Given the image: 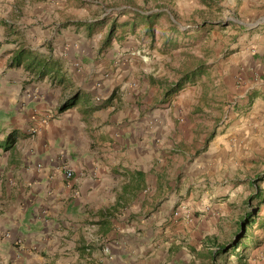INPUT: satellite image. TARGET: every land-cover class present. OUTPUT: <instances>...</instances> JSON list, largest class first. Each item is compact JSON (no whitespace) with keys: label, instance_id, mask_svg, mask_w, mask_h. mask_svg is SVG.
Instances as JSON below:
<instances>
[{"label":"crops","instance_id":"0c3cea01","mask_svg":"<svg viewBox=\"0 0 264 264\" xmlns=\"http://www.w3.org/2000/svg\"><path fill=\"white\" fill-rule=\"evenodd\" d=\"M246 1L254 29L206 81L207 133L195 98L177 123V92L154 96L135 35L105 40L106 2L0 0V264H209L222 179L264 158V0ZM262 211L231 264H264Z\"/></svg>","mask_w":264,"mask_h":264},{"label":"rangeland","instance_id":"374dc122","mask_svg":"<svg viewBox=\"0 0 264 264\" xmlns=\"http://www.w3.org/2000/svg\"><path fill=\"white\" fill-rule=\"evenodd\" d=\"M102 1L106 2L104 5L106 15L114 18L115 26L118 21L125 20L127 23L115 28L117 34L121 33V37L118 39H124L126 36L133 38L134 35L139 39V44L134 41L126 42L129 49L128 54L132 57L129 58L130 61L134 60L137 63L138 60L143 63L142 73L161 81L159 83L161 90L154 96L163 97L164 90L171 87L182 74L192 71L194 68H202L199 74L188 79L186 82L188 84L175 90L177 95L174 100L180 103L176 108V122H184L185 116L190 114V110L185 108L184 102L195 98L196 105L190 106L192 112L196 113L202 110L207 112L202 114L205 118L199 116L194 126L196 125L198 129L203 128V131L207 133L217 131L220 125H217L218 122L215 121L217 112L212 103L220 96V90L210 88V85L217 83L216 81H209L208 84L206 81L208 76L216 78L218 75L216 71L226 62V55L237 50L239 44L245 42L248 33L254 29V18L248 12L249 2L246 0ZM243 5L246 7L245 10L240 11V7ZM135 11L145 14L165 12L158 16L152 24V37L146 28V23L142 19L133 18ZM171 21L176 24L180 33L173 32ZM132 24L134 25L132 26ZM205 70L207 72L202 74ZM139 73L141 74V71ZM202 76L205 80L202 79ZM226 81L230 84V79ZM246 164L248 163H242L241 169L238 171L239 182L233 181L230 177H224L222 181L224 179L226 181H221V185H219L224 194L218 197L219 202H224L221 211L219 210L222 215L217 216L218 221L213 227L211 226L217 232L215 237L218 241L223 239L222 230L228 231L232 221L244 212L243 201L253 194L255 188L249 184L250 179H252V183H255L258 176L264 177V158L258 157L254 166L249 167ZM214 171L217 172L216 177L222 176L223 169ZM234 178L237 179L236 176ZM259 186L264 191L262 181ZM255 204L256 202L252 201L251 205L255 206ZM228 254L229 260H233L235 255L232 252Z\"/></svg>","mask_w":264,"mask_h":264},{"label":"trees","instance_id":"16d2710c","mask_svg":"<svg viewBox=\"0 0 264 264\" xmlns=\"http://www.w3.org/2000/svg\"><path fill=\"white\" fill-rule=\"evenodd\" d=\"M207 1V0H202ZM165 12L160 11L157 13H150L145 14L141 13L140 11L133 12V18H139L142 19L146 23V28L148 29V32L150 33V37H152V24L154 23L155 19L160 16L161 14H164ZM170 24L173 26V29L175 33L179 32L180 30L174 24L172 21ZM134 24H132L133 26ZM115 24L113 23L109 34L106 36L105 40L108 42L110 37H112V34L115 32ZM202 68H194L192 71H189L185 74H182L177 81L172 85L173 87H170L167 93H170L172 91L178 90L182 85H184L188 79L192 76H195L196 74H199ZM264 180V177H257L255 183H251L252 186H254V194L250 196L245 202H243L244 206V212L229 226V230H224L223 233V239L221 241L217 240V237L211 238L208 243V250L207 256L209 258V264H229L232 261L229 260V252H232L233 255H237V253L241 250L248 248V244L250 241V233L249 231L252 229V225L256 222L258 212L261 209V206L264 204V196L261 195V189H260V182ZM253 182V181H252ZM252 201H255V206H252ZM243 229V232H242Z\"/></svg>","mask_w":264,"mask_h":264},{"label":"built area","instance_id":"2783aa9c","mask_svg":"<svg viewBox=\"0 0 264 264\" xmlns=\"http://www.w3.org/2000/svg\"><path fill=\"white\" fill-rule=\"evenodd\" d=\"M65 175L66 176H69L70 175V171L69 170H65ZM185 205H180V206H178V210H175L174 211V213H173V215H179L180 214V211L179 210H185ZM206 210H207V208H206ZM186 219H188V220H190L191 218H190V216L187 214V216H186Z\"/></svg>","mask_w":264,"mask_h":264},{"label":"water","instance_id":"95a60500","mask_svg":"<svg viewBox=\"0 0 264 264\" xmlns=\"http://www.w3.org/2000/svg\"><path fill=\"white\" fill-rule=\"evenodd\" d=\"M242 232H243V229H242Z\"/></svg>","mask_w":264,"mask_h":264},{"label":"bare ground","instance_id":"6f19581e","mask_svg":"<svg viewBox=\"0 0 264 264\" xmlns=\"http://www.w3.org/2000/svg\"><path fill=\"white\" fill-rule=\"evenodd\" d=\"M262 212H264V211H262Z\"/></svg>","mask_w":264,"mask_h":264}]
</instances>
